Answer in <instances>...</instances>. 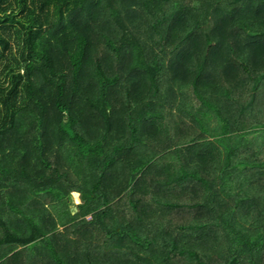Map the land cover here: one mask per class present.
<instances>
[{"label": "trees", "instance_id": "obj_1", "mask_svg": "<svg viewBox=\"0 0 264 264\" xmlns=\"http://www.w3.org/2000/svg\"><path fill=\"white\" fill-rule=\"evenodd\" d=\"M0 264H264V0H0Z\"/></svg>", "mask_w": 264, "mask_h": 264}, {"label": "rangeland", "instance_id": "obj_2", "mask_svg": "<svg viewBox=\"0 0 264 264\" xmlns=\"http://www.w3.org/2000/svg\"><path fill=\"white\" fill-rule=\"evenodd\" d=\"M80 197V193L76 194V193H72L71 195H69L67 197V204L69 207H73L76 206L77 204H79L81 201L79 200Z\"/></svg>", "mask_w": 264, "mask_h": 264}, {"label": "water", "instance_id": "obj_3", "mask_svg": "<svg viewBox=\"0 0 264 264\" xmlns=\"http://www.w3.org/2000/svg\"><path fill=\"white\" fill-rule=\"evenodd\" d=\"M80 196H81V194H80Z\"/></svg>", "mask_w": 264, "mask_h": 264}]
</instances>
